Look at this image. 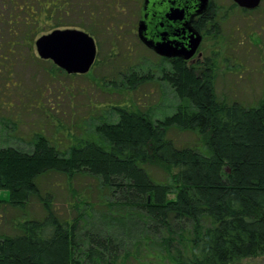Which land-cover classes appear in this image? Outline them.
<instances>
[{
	"label": "trees",
	"instance_id": "obj_1",
	"mask_svg": "<svg viewBox=\"0 0 264 264\" xmlns=\"http://www.w3.org/2000/svg\"><path fill=\"white\" fill-rule=\"evenodd\" d=\"M70 1L42 0L40 13L50 19L51 12L61 11ZM126 1L137 3L133 13L138 15L143 0L102 5L79 0L93 16ZM207 16L196 26L207 35L219 33L217 16ZM81 27L96 35L94 27ZM220 54L207 55L200 66L170 61L160 79L175 90L178 102L162 118L139 108L114 106L117 122L103 121L87 135L68 133L74 141L67 148L60 149L43 133L33 135L28 151L0 147V207L23 208L35 196L45 212L42 218L14 222V234H0V264H124L129 256L127 251L120 256L117 237L99 235L93 225L96 232L87 229L81 234L84 211L94 207L87 199L89 192L82 198L71 188L74 218L55 210L38 184L49 172L66 175L70 185L74 177L85 174L100 188L118 194L123 201L116 203L136 210L142 229L158 236L160 252L176 264H236L264 255V95L250 105L220 98L215 88ZM124 78L130 89L154 80L132 68ZM172 129L195 133L201 150L176 145ZM147 165L159 167L166 178L155 180ZM2 191L8 192L6 200Z\"/></svg>",
	"mask_w": 264,
	"mask_h": 264
},
{
	"label": "rangeland",
	"instance_id": "obj_2",
	"mask_svg": "<svg viewBox=\"0 0 264 264\" xmlns=\"http://www.w3.org/2000/svg\"><path fill=\"white\" fill-rule=\"evenodd\" d=\"M40 1L0 0V147L10 145L28 151L33 135L43 133L60 149L67 148L74 141L68 133L87 135L94 133L103 121L117 122L114 106L139 108L156 118L173 112L178 102L176 92L160 79L170 65L139 41V13H133L138 10L137 3H117L110 6L111 10L103 7L93 16L88 7L73 0L61 11L51 12L49 19L40 13ZM93 1L102 5L113 0ZM214 1L221 28L203 41L200 53H221L217 60L216 92L229 101L257 103L264 95V0L260 9L250 15L235 7L233 0ZM109 11L111 17L106 16ZM83 24L94 27L96 35H91L98 48V62L89 72H60L52 60L38 56V37L56 28L85 30ZM129 68L140 76L151 75L154 80L130 89L124 78ZM170 135L178 146L190 145L201 150L193 132L172 129ZM146 169L157 181L166 178L157 166L147 165ZM38 184L43 196L50 195L55 210L69 218L77 215L71 209V188L80 191L82 198L89 192L87 199L94 207L84 211L81 234L87 229L94 231L90 227L93 225L99 235L117 237L120 256L129 252L124 264H176L160 252L158 236L152 230L142 229L143 221L136 210L122 207L123 202L116 203L123 200L100 188L95 178L80 174L70 185L66 175L49 172L39 177ZM1 195L6 200L8 192L2 191ZM44 215L41 201L35 196L23 208L4 204L0 207V234H14V222ZM186 226L191 228L190 223ZM236 264H264V255Z\"/></svg>",
	"mask_w": 264,
	"mask_h": 264
},
{
	"label": "water",
	"instance_id": "obj_3",
	"mask_svg": "<svg viewBox=\"0 0 264 264\" xmlns=\"http://www.w3.org/2000/svg\"><path fill=\"white\" fill-rule=\"evenodd\" d=\"M234 1L247 9L257 8L261 2V0ZM209 3L210 0H196V4L193 7H189L184 3L176 4L174 2V4L172 3L173 6L167 9L168 11L164 10L160 13L161 16L157 18V15L153 14L154 10H148L151 0H144L137 28L139 39L148 48L162 56L191 59L203 40L202 34L194 26L193 21L195 16L203 14L207 10ZM148 14L155 16L154 26L157 25V28L160 29H163L165 20L168 22H180L178 34H189L188 42L170 39L168 31H162L160 35L149 33L150 22L148 21ZM35 45L40 58L52 60L55 65L70 74L89 72L97 57L95 38L89 32L79 28H56L38 37Z\"/></svg>",
	"mask_w": 264,
	"mask_h": 264
},
{
	"label": "flooded vegetation",
	"instance_id": "obj_4",
	"mask_svg": "<svg viewBox=\"0 0 264 264\" xmlns=\"http://www.w3.org/2000/svg\"><path fill=\"white\" fill-rule=\"evenodd\" d=\"M262 1L260 2V5L255 8V9H247V8H244L242 6H240L238 3H236L234 0H233V3L235 4V7L237 6L239 8V10L243 13H246L247 11L249 12H254L258 9H260V6L262 4ZM143 2L144 0L141 2L140 4V12H139V19H138V23H139V20L141 18V14H142V5H143ZM174 2L177 4V3H184L185 5H188L189 7H193L195 4H196V0H151V4L150 6L148 7V10H154L153 14H156L157 15V18L158 16H161L160 13H162L164 10H167L169 9L171 6H173ZM173 3V4H172ZM183 6V5H182ZM212 9V12L210 11V13H213V16H217L218 13H217V7L215 6V1L214 0H210V3H209V7L207 8V10L203 13V14H200L198 16H195L194 18V26L200 31V33L202 34L203 36V40H202V43L201 45L199 46L198 50L196 51V53L194 54V56L189 59V60H186V59H183V58H180V57H166V56H162L160 54H157L154 50L148 48L140 39H139V36H138V29H137V37L139 39V41L145 46L147 47L149 50H151L152 52H154L156 54V56L159 58L160 61H166L167 63H169L170 65V61H173V60H178V59H182L183 61H186L188 64H197L200 66L199 63H202V62H206L208 59H209V56H204V55H201L200 51H201V46L203 44V41L209 36L207 35V33H205L203 30H200L197 26H196V22L198 21H204V20H207L208 19V16L207 14H210L208 13L209 12V9ZM246 10V11H245ZM168 11V10H167ZM159 12V14H158ZM165 13V12H164ZM153 14L152 15H149L148 14V21L150 22V26H149V33L153 34V35H160V33L162 31H168L169 32V38L170 39H178V40H181L185 43H187L188 41V36L189 34H182V35H179L178 34V29L180 28V25L178 22H168L165 20V23L163 24V29H160V28H157V25L154 26L155 24V20H154V17H153ZM159 21V20H158ZM138 23H137V28H138ZM159 24V23H158ZM218 26V29L220 30L221 28V24L217 25ZM182 33V32H181ZM199 54V55H198ZM201 55V56H200Z\"/></svg>",
	"mask_w": 264,
	"mask_h": 264
}]
</instances>
